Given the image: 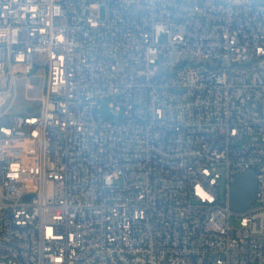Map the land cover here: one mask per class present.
<instances>
[{
    "label": "built area",
    "instance_id": "2783aa9c",
    "mask_svg": "<svg viewBox=\"0 0 264 264\" xmlns=\"http://www.w3.org/2000/svg\"><path fill=\"white\" fill-rule=\"evenodd\" d=\"M0 264H264V0H0Z\"/></svg>",
    "mask_w": 264,
    "mask_h": 264
},
{
    "label": "rangeland",
    "instance_id": "374dc122",
    "mask_svg": "<svg viewBox=\"0 0 264 264\" xmlns=\"http://www.w3.org/2000/svg\"><path fill=\"white\" fill-rule=\"evenodd\" d=\"M31 82L35 85V88L29 90L26 88V80L24 78H20L18 80V97L14 107L15 112L26 113L28 111L37 110L40 106L39 97L41 96L43 87L45 85L44 71L41 68L36 69L34 76L31 77ZM96 113L97 115H103L112 118H117L120 115L117 110L108 102H103L101 108L98 109ZM220 191L222 198L224 199L223 186L220 187ZM239 221L240 218L233 217L231 219V225L233 227H237L239 225Z\"/></svg>",
    "mask_w": 264,
    "mask_h": 264
},
{
    "label": "water",
    "instance_id": "95a60500",
    "mask_svg": "<svg viewBox=\"0 0 264 264\" xmlns=\"http://www.w3.org/2000/svg\"><path fill=\"white\" fill-rule=\"evenodd\" d=\"M255 189V172L250 171L237 177L231 187L230 208L236 213L245 211L254 201ZM26 198L29 199L30 196Z\"/></svg>",
    "mask_w": 264,
    "mask_h": 264
},
{
    "label": "bare ground",
    "instance_id": "6f19581e",
    "mask_svg": "<svg viewBox=\"0 0 264 264\" xmlns=\"http://www.w3.org/2000/svg\"><path fill=\"white\" fill-rule=\"evenodd\" d=\"M243 174H246V173H241V175ZM241 175H238L237 177L241 176ZM236 177V179H237ZM233 185V184H232ZM232 185H230V191L227 193V206L230 208V200H231V187Z\"/></svg>",
    "mask_w": 264,
    "mask_h": 264
}]
</instances>
